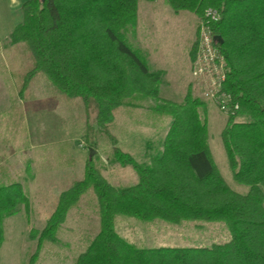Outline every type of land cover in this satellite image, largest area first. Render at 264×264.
Wrapping results in <instances>:
<instances>
[{"label": "trees", "instance_id": "16d2710c", "mask_svg": "<svg viewBox=\"0 0 264 264\" xmlns=\"http://www.w3.org/2000/svg\"><path fill=\"white\" fill-rule=\"evenodd\" d=\"M139 1L29 0L10 42L29 47L33 78L46 75L56 92L83 102L87 123L95 116L104 127L127 102L159 98L162 73L150 70L125 35L137 25ZM168 1L173 11L189 12L199 21L209 8L220 13L212 32L221 38L217 46L229 64L224 91L232 98L231 107L238 106L229 112L220 137L233 180L247 192L234 190L216 166L209 144V103L191 87L183 102L157 107L171 124L149 162H137L111 137L116 144L111 162L131 166L136 184L117 188L94 160L87 163L83 179L60 195L31 263L45 242H57L70 210L93 189L100 228L75 264H264V0ZM21 205L28 208L29 201L20 183L0 185V246L4 220ZM118 216L176 226L225 222L232 239L203 248H139L117 232Z\"/></svg>", "mask_w": 264, "mask_h": 264}, {"label": "rangeland", "instance_id": "374dc122", "mask_svg": "<svg viewBox=\"0 0 264 264\" xmlns=\"http://www.w3.org/2000/svg\"><path fill=\"white\" fill-rule=\"evenodd\" d=\"M19 15L22 18L23 13ZM203 21L189 12L173 11L168 0L139 1L137 25L129 28L126 38L148 58L152 70L159 60L166 73L158 99L127 102L114 111L104 127L99 126L95 116H90L86 123L88 116L80 99L57 100L56 89L46 75L31 76L29 47L24 43L12 44L10 34L7 38L6 33L0 32V185L20 183L29 201L28 208L21 205L16 215L4 220L0 264H75L87 250L100 228L99 203L93 189L70 210L58 231L57 242H45L31 263L38 236L60 195L83 179L82 171L91 159L117 188L138 182L131 166L111 162L116 147L111 137H117L118 147L141 164L160 152L159 142L168 132L170 118L159 113L157 107L165 101L183 102L187 84L192 80L190 52L193 44L197 45ZM16 22L7 24L6 30L11 27L13 31L21 21ZM192 90L196 97L205 100L195 83ZM205 101L209 103V144L216 166L234 190L246 193L248 188L233 180L220 137L229 113L217 103ZM147 141L151 142L146 144L149 151L144 145ZM61 154H66L64 160L72 162L74 157L78 161L70 167V180H65L67 176L56 168ZM116 230L139 248H203L227 244L232 239L225 222H185L176 226L118 216Z\"/></svg>", "mask_w": 264, "mask_h": 264}, {"label": "built area", "instance_id": "2783aa9c", "mask_svg": "<svg viewBox=\"0 0 264 264\" xmlns=\"http://www.w3.org/2000/svg\"><path fill=\"white\" fill-rule=\"evenodd\" d=\"M219 20L220 13L216 9L206 10L200 26L199 40L194 49L192 77L195 85L201 89L202 98L217 103L221 110L229 113L238 106L231 107L232 98L223 89L228 77L229 64L219 50L212 32V25Z\"/></svg>", "mask_w": 264, "mask_h": 264}, {"label": "crops", "instance_id": "0c3cea01", "mask_svg": "<svg viewBox=\"0 0 264 264\" xmlns=\"http://www.w3.org/2000/svg\"><path fill=\"white\" fill-rule=\"evenodd\" d=\"M27 1H29V0H15V2H13V0H0V32L1 33H6V37L7 38H9V36H7L8 35V33L11 35V32H13L12 31V28L10 27V28H7L8 30H6V26H7V24L9 25V23L10 22H14V23H17L16 21H19V19H20V23H22V21H23V16H22V18H21V16L19 15V14H21V13H23V10H22V8H23V5L27 2ZM139 18V17H138ZM16 19H18V20H16ZM19 23V24H20ZM15 25H17L18 26V24H15ZM15 28H16V26H15ZM2 35V34H1ZM195 44V43H194ZM194 44H193V46H192V49H191V52H190V62H191V81L187 84V92H186V94L184 95V98H182V101H184V99H185V97H186V95L188 94V92H189V90L191 89V87H192V84H194L193 83V78H192V68H193V59H194V49H195V46H194ZM1 46V45H0ZM4 47V46H3ZM11 49V48H10ZM146 61H147V64H148V66H149V68H150V70L152 71V72H161L162 73V77L165 75V73H166V71L163 69V68H161L162 67V62L161 61H157V63H154V65H155V67L153 66V70L151 69V63L148 61V58L146 59ZM57 94V96H59V98H57V100H63L64 98H67L66 96H64V95H61V94H59L58 92L56 93ZM1 96V95H0ZM15 108V107H14ZM14 108H12V111L14 110ZM86 123H87V121H86ZM170 124H171V119H170ZM169 130V129H168ZM167 130V131H168ZM167 134V133H166ZM166 134H165V136H166ZM122 135V134H121ZM164 136V137H165ZM117 138V137H116ZM164 139V138H163ZM116 141H117V147H118V144H119V139L117 138L116 139ZM124 141V140H123ZM163 140H160V142H159V144L162 142ZM126 143H128V144H130L131 143V141H125ZM147 143H151V142H146V143H144V145H146ZM158 143V142H157ZM145 148L148 150V145H146L145 146ZM114 149H115V147H114ZM34 150V149H33ZM61 151H63V149H61ZM127 153V152H126ZM129 154V153H128ZM63 157V154H61L60 155V158H59V160H58V166H56V168L58 169V171H60V172H62L65 176H67V178H65V180L67 179V180H70L71 179V176H72V171H71V169H70V167H72V166H74V163L73 162H76V163H78V161H75L74 159V157H72V162H69V160L67 159V160H64V157L66 158V154H64V157ZM60 165H63L62 166V168H58ZM50 166H52V164L51 165H49V167ZM63 167H65V168H63ZM86 167V166H85ZM52 167H50L49 168V170L51 169ZM84 171H85V168L83 169V174H84ZM4 172H6V171H4ZM49 174H52L51 172H49ZM56 174H58V173H56ZM6 174H3V177L5 176ZM1 177V176H0ZM12 184H14V183H12ZM8 185H11V184H8ZM8 185H6V186H8Z\"/></svg>", "mask_w": 264, "mask_h": 264}, {"label": "water", "instance_id": "95a60500", "mask_svg": "<svg viewBox=\"0 0 264 264\" xmlns=\"http://www.w3.org/2000/svg\"><path fill=\"white\" fill-rule=\"evenodd\" d=\"M41 1H42V2H45L46 0H41ZM214 40H215V42H216L217 44L222 43L220 37H214ZM90 155L93 156V155H94V151H91V154H90Z\"/></svg>", "mask_w": 264, "mask_h": 264}, {"label": "clouds", "instance_id": "9594fccd", "mask_svg": "<svg viewBox=\"0 0 264 264\" xmlns=\"http://www.w3.org/2000/svg\"><path fill=\"white\" fill-rule=\"evenodd\" d=\"M13 2H15V0H13Z\"/></svg>", "mask_w": 264, "mask_h": 264}]
</instances>
